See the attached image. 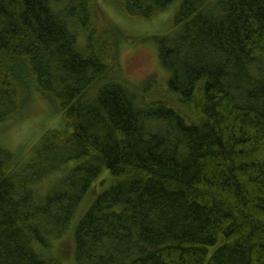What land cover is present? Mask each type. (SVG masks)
<instances>
[{"label": "trees", "instance_id": "obj_1", "mask_svg": "<svg viewBox=\"0 0 264 264\" xmlns=\"http://www.w3.org/2000/svg\"><path fill=\"white\" fill-rule=\"evenodd\" d=\"M104 1L152 21L176 0ZM95 3L0 0V129L38 94L59 116L26 162L0 143V264H60L68 229L76 264H264V0H178L165 87L121 76Z\"/></svg>", "mask_w": 264, "mask_h": 264}, {"label": "rangeland", "instance_id": "obj_2", "mask_svg": "<svg viewBox=\"0 0 264 264\" xmlns=\"http://www.w3.org/2000/svg\"><path fill=\"white\" fill-rule=\"evenodd\" d=\"M177 4L178 0L156 16L154 20L144 21L129 20L104 0H96L97 19L95 23L98 30L114 25L124 34V41L118 50L119 70L121 76L131 84L138 86L148 78L153 77L156 83L158 81L159 85L166 86L168 74L159 64L154 37H160L173 30V17ZM58 118L59 116L55 117L46 110V103L39 94L35 95L27 113L21 120H12L15 122L0 129V143L13 154L18 155L20 162H26L31 158V148L40 135L47 130H54L58 127ZM106 180H109V177L104 171L94 180L92 190L94 192L99 189L102 190ZM47 184L48 181L42 184L43 188L38 187V190L42 191ZM83 204L80 203V207L76 210L74 220L85 211H82ZM49 254L58 258L60 264H76L73 257L71 229H68L59 239L51 242Z\"/></svg>", "mask_w": 264, "mask_h": 264}]
</instances>
